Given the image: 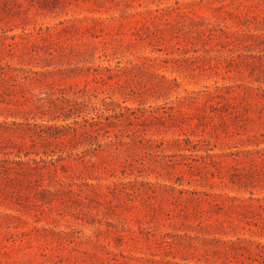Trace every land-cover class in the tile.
<instances>
[{
  "label": "rangeland",
  "instance_id": "rangeland-1",
  "mask_svg": "<svg viewBox=\"0 0 264 264\" xmlns=\"http://www.w3.org/2000/svg\"><path fill=\"white\" fill-rule=\"evenodd\" d=\"M0 264H264V0H0Z\"/></svg>",
  "mask_w": 264,
  "mask_h": 264
}]
</instances>
